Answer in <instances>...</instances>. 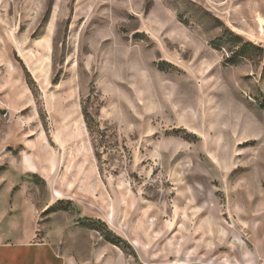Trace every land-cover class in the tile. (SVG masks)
<instances>
[{
	"label": "rangeland",
	"instance_id": "obj_1",
	"mask_svg": "<svg viewBox=\"0 0 264 264\" xmlns=\"http://www.w3.org/2000/svg\"><path fill=\"white\" fill-rule=\"evenodd\" d=\"M2 242L264 264V0H0Z\"/></svg>",
	"mask_w": 264,
	"mask_h": 264
},
{
	"label": "crops",
	"instance_id": "obj_2",
	"mask_svg": "<svg viewBox=\"0 0 264 264\" xmlns=\"http://www.w3.org/2000/svg\"><path fill=\"white\" fill-rule=\"evenodd\" d=\"M44 243V242H43ZM24 245H27V247H33L41 245L42 242L37 243H29L25 242ZM10 243L8 242H2L0 243V264H67L63 262H55L54 257H25L22 255L12 254ZM69 264H78L74 261H70Z\"/></svg>",
	"mask_w": 264,
	"mask_h": 264
}]
</instances>
